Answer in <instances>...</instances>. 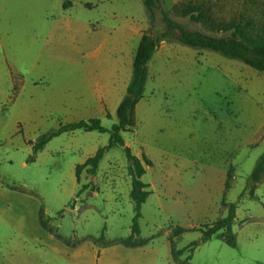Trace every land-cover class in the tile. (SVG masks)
<instances>
[{"label": "rangeland", "instance_id": "374dc122", "mask_svg": "<svg viewBox=\"0 0 264 264\" xmlns=\"http://www.w3.org/2000/svg\"><path fill=\"white\" fill-rule=\"evenodd\" d=\"M87 1L75 4L71 14L93 28L140 13L136 0ZM213 2L214 16L208 23L205 18L206 24L174 19L217 35V23L232 19L216 16ZM138 3L146 16L144 3ZM240 4L234 19L253 33L261 30L264 0ZM21 8L18 2L14 11ZM61 9L55 8L54 19L64 16ZM157 18L159 35L166 26L159 13ZM162 52L169 62L155 55L152 80L145 84L149 112L138 124L134 117L131 129L121 132L132 153L150 160L143 162L141 178L150 193L139 219V237L148 241L137 246L119 241L129 236L134 215L123 146L107 149L94 173L85 167L76 178V165L106 145L109 132L65 131L34 153L32 144L61 124L98 117L109 128L117 120L76 106L88 99L79 96L86 85L81 67L57 66L49 59L44 85L27 82L21 96L17 85L0 97V264H176L171 249L184 247L180 258L190 255V264H264V176L251 193V172L264 151V72L180 41ZM247 136L253 139L245 145ZM231 166L230 186L221 188V174L226 177ZM224 191L226 201L236 205L235 246L221 231L202 238L204 224L227 215ZM40 209L54 233L69 243L41 225ZM177 225L194 229L175 236Z\"/></svg>", "mask_w": 264, "mask_h": 264}, {"label": "crops", "instance_id": "0c3cea01", "mask_svg": "<svg viewBox=\"0 0 264 264\" xmlns=\"http://www.w3.org/2000/svg\"><path fill=\"white\" fill-rule=\"evenodd\" d=\"M65 1L0 0V97L9 96L16 90L17 85L18 96H21L27 91V82L32 86L44 85L45 82L42 81H45V61L50 59L57 66L81 67L86 85L79 96L88 99L78 101L76 106L101 115L109 114L112 119H117L116 109L126 94L136 48L145 29L150 25L147 12L146 16L142 14L138 3H143V0H136L140 7L139 14L129 15L127 20L116 25L106 24L104 27L99 23L95 28L90 21L75 19L71 14L75 4H86L87 0H70L69 8H64ZM213 1L216 16L222 20L225 17L231 18L232 24H238V19L234 18L240 15V3L248 0H163L162 7L172 19L177 16L189 18L191 14L197 15L199 10L205 16L213 18ZM18 2L22 4L20 13L14 11ZM60 5L64 16L56 20L54 10ZM225 23L228 22L217 23V35L224 34ZM176 43L178 41L169 38L160 41L149 60L146 82H150L153 77L154 56L162 55L159 61L169 62L170 57L166 58L162 50L173 47ZM65 44L68 45L66 49ZM145 101L143 93L134 110L136 124L149 112V101ZM85 106L88 108H84ZM235 133L238 137V128ZM251 139V136H247L244 144L247 145ZM94 153L86 155L85 160ZM227 173L228 171L226 177L225 173L221 174V188H225ZM143 182L147 183L144 180ZM153 184L152 182L151 185Z\"/></svg>", "mask_w": 264, "mask_h": 264}, {"label": "trees", "instance_id": "16d2710c", "mask_svg": "<svg viewBox=\"0 0 264 264\" xmlns=\"http://www.w3.org/2000/svg\"><path fill=\"white\" fill-rule=\"evenodd\" d=\"M162 2L163 0H143L150 25L145 29L136 48L133 59L132 75L127 85L126 94L123 96L116 109L117 121L113 122L109 128L103 126L98 117L68 122L61 124L55 130L41 135L39 139L32 144L34 153H36L52 137L65 131L81 129L84 131L97 130L99 132H109V142L106 145L100 146L96 152L88 157L83 163L76 165L75 172L78 181L81 169L88 167L87 170L90 173L96 171L99 161L107 149L114 145H121L124 147L127 161L129 163L128 172L131 176L130 197L134 203V215L132 217L130 234L119 240L126 246L142 245L148 241L139 237V219L142 216V204L150 193V190L147 189V183L143 182L141 178L145 173L143 162L149 164L150 160L145 154L138 156L132 153L130 147L125 144L121 132L130 130L133 125L135 106L144 93L145 83L148 76V63L160 41L169 38L198 49H210L219 52L224 56L241 60L256 70L264 72V27L253 33L248 27L242 26V24H232V22H230L223 25L224 34L222 35L210 34L198 29H189L171 18L163 9ZM63 4L64 6L69 5L70 0H66ZM192 9H194V7L191 8L190 11ZM158 13L166 26L159 35H157L154 30V24ZM205 18H208L207 23L211 20L210 17L205 16L201 10L198 11L197 15L191 14L189 16L191 21H198L203 24H206ZM263 176L264 151L258 156L251 172V179L253 182L251 193L253 192L256 183H258ZM231 178L232 166L227 173L225 189L229 188ZM225 195L226 191L223 192L222 206L228 209L227 215L219 217L211 224H204V228L201 227L202 238L204 241L208 240L214 233L221 231L220 235L225 242L231 246H235L236 235L234 234L232 227L236 216V205L232 202H227ZM39 219L41 225L45 229L54 233L53 228L49 226L48 221L45 219L42 209L39 211ZM189 229L194 228H186L177 225L174 228L173 235L177 236ZM54 234L65 243H69V241L63 238L61 234L56 232ZM102 237L103 234H101L99 238ZM194 245H196V242L193 241L190 243V246ZM185 249V247L178 250H175L174 248L171 249V254L176 264H190L188 262L191 258L190 255H187L186 259L180 258ZM191 249H193V247Z\"/></svg>", "mask_w": 264, "mask_h": 264}]
</instances>
